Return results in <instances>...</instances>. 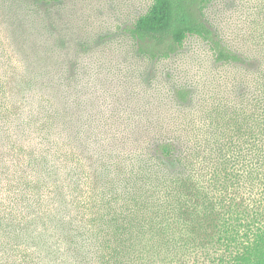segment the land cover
<instances>
[{"label":"trees","instance_id":"obj_1","mask_svg":"<svg viewBox=\"0 0 264 264\" xmlns=\"http://www.w3.org/2000/svg\"><path fill=\"white\" fill-rule=\"evenodd\" d=\"M56 1L0 0V264H264V28L239 53L208 0H152L138 55L193 35L212 65L126 105L62 58Z\"/></svg>","mask_w":264,"mask_h":264},{"label":"rangeland","instance_id":"obj_2","mask_svg":"<svg viewBox=\"0 0 264 264\" xmlns=\"http://www.w3.org/2000/svg\"><path fill=\"white\" fill-rule=\"evenodd\" d=\"M151 1L58 0L42 10L62 39V58L76 60L97 87H106L109 101L127 105L146 91L198 79L212 65L207 43L193 35L167 58L147 63L138 55L128 26ZM200 18L229 48L252 54L264 28V0H208Z\"/></svg>","mask_w":264,"mask_h":264}]
</instances>
